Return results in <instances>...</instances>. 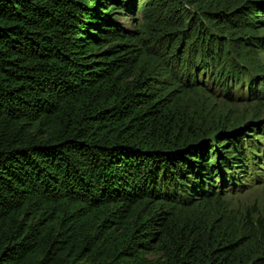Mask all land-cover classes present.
I'll return each mask as SVG.
<instances>
[{"label":"trees","instance_id":"1","mask_svg":"<svg viewBox=\"0 0 264 264\" xmlns=\"http://www.w3.org/2000/svg\"><path fill=\"white\" fill-rule=\"evenodd\" d=\"M135 2L0 0V264H264V119L190 99H261L264 0Z\"/></svg>","mask_w":264,"mask_h":264},{"label":"rangeland","instance_id":"2","mask_svg":"<svg viewBox=\"0 0 264 264\" xmlns=\"http://www.w3.org/2000/svg\"><path fill=\"white\" fill-rule=\"evenodd\" d=\"M146 2L147 0H136V13L133 22L130 18H126L122 14L117 16L115 21L122 27L130 29L134 22L141 21L142 8ZM260 33H263V31ZM261 56V69L259 68V71L256 72L258 80L255 85L257 93H260V100L247 103H239L235 100L234 102L226 103L225 99L221 98V95H218L217 97L216 95H213L215 97H210L208 95L209 97H206V94L203 95L204 93L201 91L192 93L193 95L190 99H194L193 101L198 105L203 104L206 108H209L211 106L210 104H213L216 109L226 111L225 113H227L230 119L237 120L238 122L262 121V119H264V54H261ZM229 90L234 91L235 95L242 96V86L241 88H237V86L233 87L229 84ZM247 134L257 140L260 149L257 148L254 153L258 154L260 158L257 157L256 160H254L256 164L253 165L252 162L250 163L248 174L244 180L240 182L243 184L242 190L233 193L226 191L223 192L224 198L221 204L224 205L223 209L237 214L244 213L246 209H249L250 211L253 210L255 212L254 218L262 220L264 225V133L262 130H249Z\"/></svg>","mask_w":264,"mask_h":264}]
</instances>
